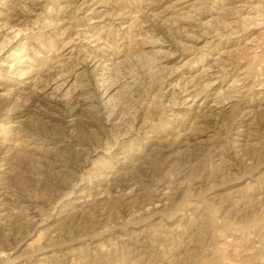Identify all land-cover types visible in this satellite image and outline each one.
I'll return each mask as SVG.
<instances>
[{
	"label": "rangeland",
	"instance_id": "obj_1",
	"mask_svg": "<svg viewBox=\"0 0 264 264\" xmlns=\"http://www.w3.org/2000/svg\"><path fill=\"white\" fill-rule=\"evenodd\" d=\"M0 264H264V0H0Z\"/></svg>",
	"mask_w": 264,
	"mask_h": 264
}]
</instances>
